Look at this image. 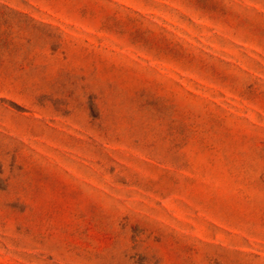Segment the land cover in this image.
Instances as JSON below:
<instances>
[{
	"label": "rangeland",
	"instance_id": "374dc122",
	"mask_svg": "<svg viewBox=\"0 0 264 264\" xmlns=\"http://www.w3.org/2000/svg\"><path fill=\"white\" fill-rule=\"evenodd\" d=\"M0 264H264V0H0Z\"/></svg>",
	"mask_w": 264,
	"mask_h": 264
}]
</instances>
